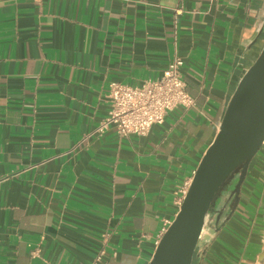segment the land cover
I'll return each instance as SVG.
<instances>
[{
	"label": "crops",
	"instance_id": "obj_1",
	"mask_svg": "<svg viewBox=\"0 0 264 264\" xmlns=\"http://www.w3.org/2000/svg\"><path fill=\"white\" fill-rule=\"evenodd\" d=\"M263 13L264 0H0V264H149ZM175 53L195 105L146 134L103 126L110 83L157 79ZM199 252L264 264V145Z\"/></svg>",
	"mask_w": 264,
	"mask_h": 264
},
{
	"label": "water",
	"instance_id": "obj_2",
	"mask_svg": "<svg viewBox=\"0 0 264 264\" xmlns=\"http://www.w3.org/2000/svg\"><path fill=\"white\" fill-rule=\"evenodd\" d=\"M259 40L149 264H197L201 242L215 237L240 201L250 163L264 144V13L248 49Z\"/></svg>",
	"mask_w": 264,
	"mask_h": 264
},
{
	"label": "built area",
	"instance_id": "obj_3",
	"mask_svg": "<svg viewBox=\"0 0 264 264\" xmlns=\"http://www.w3.org/2000/svg\"><path fill=\"white\" fill-rule=\"evenodd\" d=\"M183 63L182 57L175 53L162 76L157 79L146 80L138 86L111 82V109L103 126L114 124L121 136L146 134L153 124L162 123L167 113L175 107L194 106L196 100L187 91L182 74ZM186 190H183L184 195Z\"/></svg>",
	"mask_w": 264,
	"mask_h": 264
},
{
	"label": "flooded vegetation",
	"instance_id": "obj_4",
	"mask_svg": "<svg viewBox=\"0 0 264 264\" xmlns=\"http://www.w3.org/2000/svg\"><path fill=\"white\" fill-rule=\"evenodd\" d=\"M237 179H234L232 186L234 185V183L236 182ZM227 191V190H226ZM226 191L224 192V194L226 193ZM221 201V198L218 199V203Z\"/></svg>",
	"mask_w": 264,
	"mask_h": 264
},
{
	"label": "trees",
	"instance_id": "obj_5",
	"mask_svg": "<svg viewBox=\"0 0 264 264\" xmlns=\"http://www.w3.org/2000/svg\"><path fill=\"white\" fill-rule=\"evenodd\" d=\"M233 186L232 185H230L229 187H228V189H230V188H232Z\"/></svg>",
	"mask_w": 264,
	"mask_h": 264
}]
</instances>
